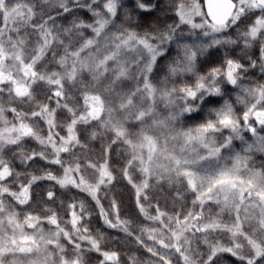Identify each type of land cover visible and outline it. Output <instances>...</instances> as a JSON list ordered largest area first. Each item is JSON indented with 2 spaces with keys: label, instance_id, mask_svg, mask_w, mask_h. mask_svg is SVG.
Wrapping results in <instances>:
<instances>
[{
  "label": "clouds",
  "instance_id": "1",
  "mask_svg": "<svg viewBox=\"0 0 264 264\" xmlns=\"http://www.w3.org/2000/svg\"><path fill=\"white\" fill-rule=\"evenodd\" d=\"M26 7L33 31L0 39L8 73L0 79V150L11 153L0 160V231L6 221L34 223L31 234L43 243L23 260L0 256V264H264V119L254 118L264 114V0H236L220 23L199 16L198 0H33ZM37 63L50 67L40 71ZM25 65L30 78L20 76ZM76 93L81 103L96 97L100 115L89 117L86 103L69 106ZM145 93L175 98L177 123L195 121L213 140L224 135L225 164L247 195L220 207L228 220L205 221L197 231L225 228L230 239L243 231L251 246L211 232L186 235L203 214L189 208L188 223L178 218L193 191L181 177L184 165L146 173L142 142L112 122L133 114L134 98ZM21 128L32 129L31 150L22 134L9 135ZM45 128L52 130L45 135ZM74 174L83 182L71 184Z\"/></svg>",
  "mask_w": 264,
  "mask_h": 264
},
{
  "label": "trees",
  "instance_id": "2",
  "mask_svg": "<svg viewBox=\"0 0 264 264\" xmlns=\"http://www.w3.org/2000/svg\"><path fill=\"white\" fill-rule=\"evenodd\" d=\"M198 2L199 5H202V10L207 18L208 12L205 7V0H198ZM32 3L33 0H4L3 8L0 7V30H2V32H0V39H3L5 35L15 36L17 35V33H19L20 35H24L25 32L31 33L33 31V29H31L30 23L27 22L26 7L31 6ZM15 9L19 10L20 14H18L16 18H11L10 20L7 19L6 15H8L10 11H13ZM84 15L87 16V13H84ZM145 15L147 16L150 14ZM34 22V20L31 21V23ZM25 67V71L20 74L22 77L30 78L31 74L33 73V68L27 65H25ZM36 67L40 71H47L50 66L37 63ZM4 76L5 75H1L0 73V79H2ZM142 78L143 77H141V79ZM4 86V84L0 83V87ZM16 89L20 94H23L27 90L24 82L17 83ZM0 95H2V93H0ZM50 95L51 93L47 88H41L39 90V96L42 99H47ZM75 95L77 99L74 101L69 98L67 103L69 104V106H72L74 104L77 105V109L74 110H78V108L84 107L85 102L81 103V98L79 97L78 93H76ZM89 97L96 98L94 96ZM61 102L63 103L64 101ZM133 103L135 105V111L133 114L128 115L127 118L117 117L116 119H113L112 122L113 124H115L119 120L123 124V128L118 129L121 136L126 135L130 141L137 142L138 145L142 142V146L138 147V152L144 162L146 173L150 170L151 167L162 168L165 166L175 167L177 164L184 165V167L180 169L181 177L185 181V186L190 187L193 191L187 195L183 210L178 218L180 220H183L185 223H188L189 219L192 218L189 217L188 219H185L184 213H186L189 208H192L196 213L203 214L202 216H195L193 222L196 224V227H193L190 232L186 233V235L191 236L193 233H195L197 236H199L201 232H211L215 238H219L223 243H235L243 244L245 246H251L250 241L240 233H236L235 237L230 239L228 231L225 228H203L200 231H197V229L200 228V225L205 221H210L215 218H221L224 220L229 219L227 215L222 214L219 211L220 207L225 204L221 199L215 198L203 200L201 199L202 197H200L202 191L201 185L204 186L205 183H208V180L210 178V181L212 180L210 174L214 175V170L219 167L225 169L229 168L225 164V160H230L231 158L225 155L226 149L220 148V143H223L225 139L224 135L217 132L215 140H213V138L209 136L208 132H206L204 136V146L206 150H203L207 151V149H209V151L213 153L216 151V149L220 148V153L217 155V157L208 158L207 160L196 163H188L182 161L178 159L179 153L182 154V152L179 150V141L181 140V138L183 139L184 136H189L199 132L195 130L196 122L192 121L186 124L177 123L176 113L174 111V106L177 101L175 100V98L164 97L160 93H155L152 95H148L146 93L144 95L137 94L134 98ZM66 114V110H61V112L59 113V115ZM8 116L11 117L12 113L9 112ZM254 118L257 120L264 119V114L255 113ZM201 119H203V117H201ZM41 124H43V121H41ZM22 130L23 132L21 134L26 138V146L29 147V150H31V146H34L35 143L31 139L32 129L22 128ZM51 130L52 129L50 128H45V135L48 131ZM58 130L61 132L64 131L62 128H59ZM57 139H59V137H57ZM145 139H151L155 144V148L147 151L145 147ZM237 147H239L238 144ZM111 155L113 162H118V157H116L115 153H112ZM10 156L11 153H6L5 151L0 150V160L7 161ZM76 177H79L82 180V177ZM48 183L50 182L45 181V184ZM73 191H75V188L73 189ZM76 195L77 197H79L80 195H83V193L77 192ZM193 196H196L195 204L192 203ZM175 210V208L172 209V211ZM231 219H235L234 215L231 217ZM15 223L19 226L20 229H22L25 235L31 236L35 241L32 251L26 252L24 250H19L7 255L16 256L23 260L25 259L26 254H31L33 253L34 249L40 248L43 240L42 238H38L31 234L32 229L35 226L34 223L26 222L25 224H20L19 221H16ZM145 223L150 224L152 222L145 220ZM44 227L47 228L49 227V225L45 224ZM0 233H2V231H0ZM196 243H199V241H196ZM190 247L194 248L195 244L190 242ZM245 250H247V248H245ZM178 258V255L173 257V259L175 260H178Z\"/></svg>",
  "mask_w": 264,
  "mask_h": 264
},
{
  "label": "rangeland",
  "instance_id": "3",
  "mask_svg": "<svg viewBox=\"0 0 264 264\" xmlns=\"http://www.w3.org/2000/svg\"><path fill=\"white\" fill-rule=\"evenodd\" d=\"M235 2L236 0L233 1V4ZM3 3L4 0H0L1 8H3ZM233 13L234 8L232 9L228 18ZM18 14H20L19 10L15 9L13 11H10L8 15H6V18L10 20L11 18H16ZM199 16H203L206 18L203 10L199 12ZM199 16L197 17L198 19ZM208 20L212 21L210 17L208 18ZM25 69L26 67H24L22 72H24ZM0 73L1 75L8 74L7 70L2 65H0ZM15 74L16 73L13 70V75ZM85 103L88 109L89 117H97L100 114L102 107L100 106V102L97 98L88 97ZM2 127L3 124L1 123L0 128ZM22 132L23 130L21 128L20 133H9V135L21 134ZM206 132H208L207 129L189 136H184L183 139L181 138V140L179 141V150L182 152V154L179 153L178 159L188 163H196L207 160L208 158L217 157V155L220 153V148H218L219 151H217L218 149H216V151L213 153H211L209 149H207V151L203 150L205 149L204 136ZM145 147L146 150L149 151L155 148V144L151 139H145ZM210 176L212 177V180L210 181V178L208 180V183H205L204 186L201 185V199L209 200L217 198L221 199L224 203H231L236 200L239 194L242 192V189L239 187L240 178L236 174V171L234 169H225L219 167L214 170V175L210 174ZM69 182L75 185L77 183H82L83 180H81L79 177H76V175L74 174V178L70 177ZM242 195H247V192H242ZM233 215L235 217V213ZM7 223L8 222H6V224L4 225V230L2 231V233H0V256L9 255V253L19 250H24L26 252L32 251V248L35 244L34 239L29 235H25L22 229H20L15 222L13 227H8ZM237 233L244 235L243 231ZM256 243H260V241L257 240Z\"/></svg>",
  "mask_w": 264,
  "mask_h": 264
},
{
  "label": "water",
  "instance_id": "4",
  "mask_svg": "<svg viewBox=\"0 0 264 264\" xmlns=\"http://www.w3.org/2000/svg\"><path fill=\"white\" fill-rule=\"evenodd\" d=\"M205 7L211 20L220 23L226 20L233 9L232 0H205Z\"/></svg>",
  "mask_w": 264,
  "mask_h": 264
}]
</instances>
